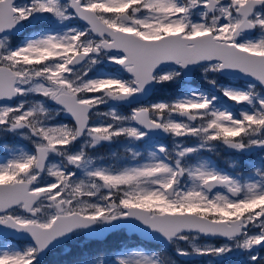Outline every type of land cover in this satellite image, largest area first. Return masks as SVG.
Instances as JSON below:
<instances>
[{"label": "snow or ice", "instance_id": "snow-or-ice-1", "mask_svg": "<svg viewBox=\"0 0 264 264\" xmlns=\"http://www.w3.org/2000/svg\"><path fill=\"white\" fill-rule=\"evenodd\" d=\"M57 250L264 264V0H0V264Z\"/></svg>", "mask_w": 264, "mask_h": 264}, {"label": "flooded vegetation", "instance_id": "flooded-vegetation-1", "mask_svg": "<svg viewBox=\"0 0 264 264\" xmlns=\"http://www.w3.org/2000/svg\"><path fill=\"white\" fill-rule=\"evenodd\" d=\"M194 83V82H193ZM170 90V89H169ZM123 110V109H122ZM101 153L106 151V148H102L99 149ZM228 154L224 153L221 154L219 157H217L218 162L221 164V166H224L225 162L228 160ZM125 235V241H127L128 243H136L138 242V237H136V235L132 234V235ZM110 237V236H109ZM108 237V238H109ZM105 239V240H101V241H89L87 240L85 237H82L81 240L85 243V244H94L95 246H103L101 247L100 250H104L107 249L108 247L118 244V241L116 240L115 236H111V239ZM15 242V241H14ZM73 242L69 241L68 244L66 245V247H69V243ZM209 243H214L215 241L209 240ZM169 251H171L169 249ZM260 255L264 256V250H259ZM60 254H63V250H57L55 252H53L50 256H49V260L51 262H57ZM180 260L181 264H211L213 258L212 257H208V256H200V257H191V258H177ZM246 259V257L244 256H240L238 254H232L229 257L225 258V264H242V261ZM48 264V262H47Z\"/></svg>", "mask_w": 264, "mask_h": 264}, {"label": "trees", "instance_id": "trees-1", "mask_svg": "<svg viewBox=\"0 0 264 264\" xmlns=\"http://www.w3.org/2000/svg\"><path fill=\"white\" fill-rule=\"evenodd\" d=\"M171 90H169V89H163V90H161L158 94H157V96L156 97H154V99L155 98H166L167 96H168V94H169V92H170ZM116 237V240L118 241V243H121V242H124L125 241V235L124 234H122V235H120V236H115ZM81 238L82 237H80L79 239H75V240H73V242H70L69 243V246L71 247V248H76V247H79V246H81V245H84V246H86V247H90V248H93V249H101V247L103 246V244H102V246H95L94 244H85L82 240H81ZM109 240L111 239V236L108 238ZM59 256V258H58V260H57V262H51L49 259H48V264H60V262L64 259V256H63V254H60V255H58Z\"/></svg>", "mask_w": 264, "mask_h": 264}, {"label": "rangeland", "instance_id": "rangeland-1", "mask_svg": "<svg viewBox=\"0 0 264 264\" xmlns=\"http://www.w3.org/2000/svg\"><path fill=\"white\" fill-rule=\"evenodd\" d=\"M194 84H196V85H199L200 84V80H199V77L197 76L196 78H194ZM171 90V89H170ZM122 111H127V109H123ZM166 142H170V141H166ZM98 151H100V150H98Z\"/></svg>", "mask_w": 264, "mask_h": 264}, {"label": "water", "instance_id": "water-1", "mask_svg": "<svg viewBox=\"0 0 264 264\" xmlns=\"http://www.w3.org/2000/svg\"><path fill=\"white\" fill-rule=\"evenodd\" d=\"M126 235H132L133 233H125ZM136 237H138V234H134Z\"/></svg>", "mask_w": 264, "mask_h": 264}]
</instances>
